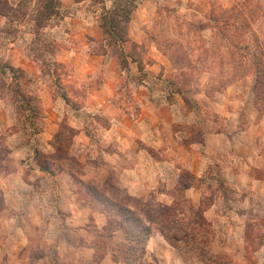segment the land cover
Returning <instances> with one entry per match:
<instances>
[{
	"label": "rangeland",
	"instance_id": "374dc122",
	"mask_svg": "<svg viewBox=\"0 0 264 264\" xmlns=\"http://www.w3.org/2000/svg\"><path fill=\"white\" fill-rule=\"evenodd\" d=\"M237 1L252 5L253 20L239 24V34L232 28L230 43L217 38L212 21L202 23L207 29L190 36L197 39L190 57L195 70L185 71V75L167 55L175 84L153 85L157 91L152 96L160 106L177 103L176 116L165 107L157 119L148 112L136 128L144 138L130 142L120 138L119 130L107 118L82 110L86 94L72 80L73 70L59 67L54 60L58 51L76 43L71 21L66 20L75 18L100 26L103 4L76 0L78 5L68 9L63 5L66 0H57L50 13L49 0H0V68L11 64L23 72L15 73L16 80L14 74L0 69V174L20 170L22 175L19 163L24 158L37 166L44 162L52 171H43L48 180L38 194L25 188L18 191L19 196L13 194L15 208L7 210L0 190V217L10 219L8 237L22 228L29 239L24 256L47 258L51 264H264V183L254 186L244 177L240 188L236 186L240 170L264 180V146L258 148L247 169L248 161L234 155L233 136L245 132L250 123H234L209 108L244 78L239 77L244 69L233 68L244 63L243 55L248 52L235 46L237 35L253 41L249 43L251 57L261 55L258 45L264 47V0ZM104 5L108 9L114 6H107L106 1ZM212 7L217 17L222 14L217 1ZM161 12L150 28L148 41L141 48H128L141 63L145 58L141 72L131 70L124 61L126 42L114 45L104 35L103 43L92 44L94 54L106 52L104 55L116 58L127 73L118 83L115 102L129 120V124L120 121L119 126L130 132L135 131L133 123L140 118L134 94L147 75L148 51L154 44L160 48L157 44L168 41L183 45L179 53L192 48L184 35L173 30L174 16ZM203 41L205 49H201ZM160 50L164 52L162 47ZM168 53L175 55L173 50ZM199 57L203 61L197 63ZM180 89L182 94L177 92ZM46 94L52 101H61V107L53 110L63 112L51 139L44 134ZM64 95L72 102L67 103ZM251 98L264 115V102L257 99L255 90ZM165 122L172 126L166 128ZM52 123L54 126L55 121ZM207 129L225 131L226 137L208 145ZM135 135L132 132L130 136ZM193 145L198 147L195 156ZM60 147L62 152L57 151ZM238 153L244 155V150ZM195 166L201 168L200 173L193 172ZM23 177L28 182L26 174ZM38 197L49 204L42 207L43 222L38 216H27V203ZM34 219L40 225L36 226ZM7 239L0 237V264H9L1 254ZM10 264L19 263L12 259Z\"/></svg>",
	"mask_w": 264,
	"mask_h": 264
},
{
	"label": "crops",
	"instance_id": "0c3cea01",
	"mask_svg": "<svg viewBox=\"0 0 264 264\" xmlns=\"http://www.w3.org/2000/svg\"><path fill=\"white\" fill-rule=\"evenodd\" d=\"M105 1L108 4L107 6H109V4H114L115 0ZM215 1H217L218 6L224 10L230 9L238 3L237 0H137V7L133 11L129 23V41L126 42L128 47L124 45L125 53L128 54V65L131 70L133 69L135 72L140 71L137 62L132 61L131 55L133 54L128 48L131 50L133 46L141 48L148 41L150 28L160 8L168 7L174 9L176 14L185 15L190 22L195 25H200L210 20L212 6ZM63 5L65 8L71 9L76 7L78 3H76V0H66V3L63 2ZM69 20L71 21L69 26L74 33L76 43L66 50L58 51L54 60L65 67H71L73 70L72 80L75 82L77 88L86 94L82 110L95 112L107 118L113 126H116V130H119L120 138L124 139L123 137H126L130 142H135V138H139V140L144 138L142 130L138 128V131H136V128L138 127L137 124L146 117L148 112H152V116L157 119L158 112L165 107L169 113L176 116L177 103H167L165 104L166 106L164 104V106H160L152 96V94L157 91V88H154L155 86L153 85H161L164 87L168 84L171 85L170 81L173 80L175 76V71L172 68L168 56L154 44L148 51V58L151 59V62L146 65V78L142 84L136 86L137 90L134 94L135 102L140 107L141 112L139 114V120L133 123L135 131L132 132L136 135L135 137H133L134 135L130 136L132 132L119 126L120 121L129 124V120L125 119V116H122V109L115 102L118 83L127 73L120 66L116 58L109 55L94 54L92 52V44L104 42V32L100 26L90 25L84 20L75 18H68L66 21L69 22ZM143 54L145 55L144 52ZM142 62L146 63L143 57ZM96 78H99L98 83H95L97 82ZM255 84L256 76L253 74L246 75L239 82L230 86L220 97L219 101L214 104V107H209L212 112L226 117L234 123H250L245 132H240L233 136V146H235L237 150L234 155L236 158H242L248 161L246 163L247 169L252 165L251 160H253L257 154L258 148L264 146V115L259 114L251 98ZM43 99L46 104V113L48 115L44 134L48 135V139H51L58 131V124L62 120L59 117L63 116V112L61 110H53L61 107V101L59 99L52 101L47 94ZM177 100L180 102L179 98H177ZM53 121H55L54 126L52 123ZM174 122L175 120H173V123ZM164 126L170 128L172 122H165ZM210 130L207 129L206 131L208 145H212L216 140L221 142V138L226 137L225 131ZM175 139H178V137L176 136ZM123 146V143L122 145L121 143L119 144L120 150L123 149ZM191 147L193 148V154L195 156L197 154L195 150L198 147H195V145ZM239 149L244 150V155L238 153ZM19 164L20 169L22 168V175H20V170L16 173L14 172L7 175L0 174V190L5 194L7 210L18 206L16 202L11 201L13 194L19 196L18 191L23 188L32 190L35 194H38L40 188H45L43 182L48 180L46 173L40 170L34 162H31V159H21ZM193 172L196 174L200 173L201 168L195 166L193 167ZM238 173H236V178L238 180L236 186L239 188L240 179L244 177H248L250 183L254 184V186L264 183V180H256L248 176L249 174L246 170H240ZM25 174L28 182L24 180L23 176ZM17 178L18 182H15V184L12 183V181ZM35 182H37V184H33ZM27 204V216L29 218L30 216H32V218L33 216H38L40 219L43 211L42 207L49 205L43 204L40 197L34 202ZM34 223L36 226L38 224L40 225L39 221H35V219ZM9 227L10 219L5 216L0 217V237L8 238L1 254L2 257H6V261L9 264L12 262V259L16 260L19 264H51L48 260L46 261L47 258L24 256L23 253H26L25 249L29 245L28 237L22 228L16 231V235L14 234L8 237V235H10Z\"/></svg>",
	"mask_w": 264,
	"mask_h": 264
},
{
	"label": "trees",
	"instance_id": "16d2710c",
	"mask_svg": "<svg viewBox=\"0 0 264 264\" xmlns=\"http://www.w3.org/2000/svg\"><path fill=\"white\" fill-rule=\"evenodd\" d=\"M49 7L47 8L48 11L50 13H52L53 8H54V4L57 0H49ZM98 1L99 4H103V10H104V15L102 17V23L100 24L101 29L104 32V35L106 37H110L111 38V42L114 43V45H118V44H123L127 41H129L128 39V26L131 20V15L133 13V11L136 9L137 7V0H115L114 1V6L112 9H108L106 8L105 4V0H96ZM252 1V0H251ZM252 6V5H251ZM250 4H244L243 2H239L236 3L232 8L224 10L221 7L219 11H221L222 14H220L218 17L215 14L216 9L213 8L212 10V15L210 17V21H212L215 24V28H217V38H222V40L227 41V43L231 42L230 38L232 37V28L235 30V32L237 31L239 24L242 23H246V21H248V19L253 20L254 17V12L251 9ZM161 11H165V12H169V14H172L174 16V26H173V30L176 29L177 33H180L182 36L184 35L187 39V42L189 43V46H192V48H188L187 50H182V53H179L178 49L182 48V44L176 42V41H171V42H166L163 45H159L157 44L161 49V47L164 49V54L168 55L170 57V60L172 62V64L174 65V67H176V69L178 70V72L180 71L182 75H185V71H194V65L193 62H191L190 57H193L194 54V46L196 45L195 43L197 42L195 38L190 37L192 34H194L195 32H204L207 29L208 25H204V24H200V25H195L190 21H187L185 19H181V16H179L178 14H176L174 9H170L168 7H162L160 8V10L158 11L157 17H161ZM157 19V18H156ZM122 23L125 24V28L124 30H122ZM247 24V23H246ZM211 27V26H210ZM213 28V27H212ZM250 28V26H249ZM174 32V31H173ZM251 32V30H250ZM228 33H230V35H228ZM236 34H239L238 31ZM230 36V37H229ZM254 38L257 37V35H253ZM258 38V37H257ZM245 41L247 43H245ZM157 43V42H156ZM251 41L250 40H246V36L243 35L241 37V35H237L236 41H235V46L238 47L239 49L241 48H247L248 52L243 55L244 57V63L240 64V63H236V65L233 67L234 70L237 69H244V71L239 75L240 76H246L249 75L251 73H253V75L256 76V84L254 86V90L256 92V96L257 99L261 102H264V47L261 45H258L259 48H261L262 53L261 55H256L251 57L252 55L249 53L250 50V44ZM204 41L202 43V47L201 49H205L203 47ZM201 46V45H200ZM257 46V47H258ZM199 48V47H197ZM237 48V49H238ZM170 50H173L175 52V55H170V53H168ZM177 53H179V55H177ZM204 54L207 53V50H205L203 52ZM105 53H101V55H104ZM122 54L124 57V61L126 63H128L127 60V56L128 54L125 53V51H123L122 49ZM202 54V53H201ZM249 54V55H248ZM132 56V61L137 62L138 64V68L140 70V72L144 69L143 63L140 62V60L135 59L133 55ZM130 56V57H131ZM248 57V58H247ZM207 59V57H206ZM252 59V60H251ZM200 61H203V57H199V59L197 60V63H200ZM58 64V63H57ZM244 64V65H243ZM59 67H64V65L58 64ZM2 73H7L10 72L12 74H14L16 72H22V70H18L16 68H14L11 64H5L2 65V67L0 68ZM248 71L246 72L245 70ZM207 71V70H206ZM210 72V71H208ZM23 73V72H22ZM243 76V77H244ZM228 78H230V76L228 75ZM15 79L17 80V77L15 76ZM17 87H19V82L17 81ZM171 85L175 84V80L171 81L170 83ZM179 94H182V90H178L177 91ZM22 97H24V95H22ZM64 100L67 103H70L72 101H70V98L67 95H64ZM24 103L27 102L29 104L28 101H26V97H24ZM33 110V113L35 114L36 111L35 109H31ZM57 137V135H56ZM58 152H62L61 147L57 148ZM36 153H39V149H36ZM38 166L40 167V169L44 172H49L52 173V171L50 170V167L47 166V164H45L44 162H39ZM258 179H262V178H258ZM1 196H3L2 192L0 191ZM3 198V197H2ZM136 250V248H134ZM113 258L115 262H118V255H115V253L113 254ZM126 257H124L125 259ZM128 259V257H127Z\"/></svg>",
	"mask_w": 264,
	"mask_h": 264
}]
</instances>
